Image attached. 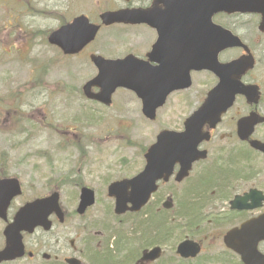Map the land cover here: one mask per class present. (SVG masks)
Listing matches in <instances>:
<instances>
[{"label": "rangeland", "instance_id": "rangeland-1", "mask_svg": "<svg viewBox=\"0 0 264 264\" xmlns=\"http://www.w3.org/2000/svg\"><path fill=\"white\" fill-rule=\"evenodd\" d=\"M122 1L0 0V170L17 176L23 190L11 204L10 214L54 185L62 186L60 201L70 212L76 207L79 187L88 185L95 190L97 200L84 215L69 218L66 225H70V233L74 226L83 224L109 235L144 234L147 229L146 222L138 232L136 220L133 223L130 215L115 217L106 187L112 180L131 176L142 168V149L175 117L167 118L161 111L154 121H148L140 110L130 109L132 105H117L118 98L105 107L78 94L94 74L89 53L121 56L128 51L141 52L144 30L102 26L90 46L72 57H64L46 41L48 33L63 21L85 14L99 22L100 12ZM238 31L244 33L259 56L257 33L245 34L241 28ZM250 78L260 84L264 94V65L258 62ZM50 88L52 92L44 94ZM260 110L264 112V101ZM239 163L245 164L247 175L253 173L251 159ZM250 166L252 172L247 173ZM173 184L171 180L163 185L144 213L153 208L154 200L164 199L169 193L175 201L181 200L182 185ZM3 226L0 222V244ZM161 231H165L164 224ZM170 231L175 233L171 232L167 240L162 260L164 264H179L172 247L181 234L192 236L195 232L182 225Z\"/></svg>", "mask_w": 264, "mask_h": 264}, {"label": "flooded vegetation", "instance_id": "flooded-vegetation-1", "mask_svg": "<svg viewBox=\"0 0 264 264\" xmlns=\"http://www.w3.org/2000/svg\"><path fill=\"white\" fill-rule=\"evenodd\" d=\"M126 6L142 7L144 9L157 7L159 9L155 12L158 17L155 15L153 20L156 26L163 29L158 51L152 52L151 50L157 39L156 29L141 24L130 26L141 27L145 32V36L142 38V51L132 52L145 61L147 72L154 77V81L161 82L160 88L162 91L160 94L170 87L171 84L168 83L167 85V81L174 83L188 82L189 85L186 87L171 89L160 108L167 118L175 117L171 123L165 124L171 129L181 130L183 129L184 119L198 107L204 100L207 91L217 81L215 75L210 71L196 70L192 67L191 49L193 39H197V21L194 22L188 13L183 14L182 10L188 11L189 5H177L176 3L170 5L153 4V0H128ZM175 8L178 9L177 12ZM212 19L230 28L234 25L236 29H244L245 33L255 31L257 33L255 41L260 47L257 58L253 53L255 65L258 62L264 65V32L258 29L259 14L218 13ZM229 20L232 21V25L229 24ZM247 44L251 48L248 42ZM182 48L189 51L188 58L183 61ZM230 50H232V53H229ZM242 53L244 51L240 47L227 49L219 54V59L226 61ZM155 58H158L157 61H155ZM251 72L252 70L248 71L242 77L243 82L253 81L250 78ZM156 73L158 75H155ZM260 90L262 94L263 91ZM94 92H96V88H94ZM62 94H65V90ZM78 94H83V92H78ZM112 94V102L115 103L118 98L117 105L127 103L132 105L130 109H141L140 99L134 91L120 87ZM262 104L263 100L261 99L259 104L253 107L246 103L243 96L239 95L214 128L209 129L207 125H204V130L209 131L211 137L209 140L201 141L198 147L207 150V156L194 161L189 175L176 182L178 184L185 183V187H182L185 194H192L195 198L197 193L205 192L204 196L199 195L194 201H186L185 198V202L176 203L177 210L174 216L178 219L183 216L197 226L196 232L199 233L192 239L198 242L201 247V252L198 255L181 258L182 262H188L189 264H247L239 254L225 247L223 236L230 228L236 227L251 218L264 215V151L251 147L249 141L240 140L237 136V121L251 111L262 112L260 110ZM263 124L255 127L256 129L252 135L253 138L261 142H264ZM213 153L215 154L213 155ZM250 153L253 155H250ZM247 159H253V173L250 175L245 172V164L239 163ZM218 169L223 170L226 174L215 180L214 184L209 183V176ZM201 180L206 181L204 188L198 192H189L191 185ZM60 187L62 186L54 185L47 188L43 196L49 195L55 190L59 191ZM250 189L256 190L249 193ZM236 196H240V198L234 203L235 205L255 204L254 207L233 208L231 201ZM62 210L64 220H61L55 214L49 216L51 222L49 229L37 226L32 233L23 232L24 254L12 261H3L0 264H67L65 261L70 257H77L84 264H164L162 260L166 247L164 232L159 231L156 236H150V234L140 236L142 247L140 256L134 258L132 250L126 249L132 247L133 244L128 240L125 244L123 242L124 236L104 234V231H92L84 224L74 226L73 233H70V225H66V223L69 218L75 216V213H72V211L69 213L66 208H62ZM203 210L207 211L202 213ZM11 218L12 215L9 216V219ZM222 224L224 225L219 228ZM87 230H89L88 234H86ZM92 233L93 235H91ZM151 243L154 244L150 246ZM155 245L161 248L159 256L150 259L146 255L143 258L146 249ZM4 246L5 237L2 233L0 248ZM217 247L219 250L214 251ZM186 250L188 252V249ZM257 250L258 253L253 254L249 259L250 264H264V240L258 242Z\"/></svg>", "mask_w": 264, "mask_h": 264}, {"label": "water", "instance_id": "water-1", "mask_svg": "<svg viewBox=\"0 0 264 264\" xmlns=\"http://www.w3.org/2000/svg\"><path fill=\"white\" fill-rule=\"evenodd\" d=\"M160 1V0H157ZM163 1V0H162ZM177 4L190 3L189 0H176ZM192 13L200 21L204 20L203 27L206 26V19L209 27L199 29L197 35L198 46L194 56V65L196 69L208 68L218 77V83L207 95V98L200 109L186 122V129L181 133L173 131H161L157 135L156 142L151 145L145 154L147 163L144 169L136 176L130 179L114 181L108 186V194L115 197V211L117 213L125 210H138L147 202L152 192L157 188L156 181L160 178L167 180L172 173L173 165L180 162L184 170L177 175L176 179H181L186 175L190 163L199 157L196 151L197 144L206 136L202 134L201 127L208 121L214 125L232 102L237 93L245 95L247 101L256 103L259 93L255 85H244L240 77L252 67L253 59L250 55L239 57L226 63H220L217 60V54L220 50L235 45H241L242 42L236 35L229 30L223 29L219 25L211 22V17L218 11L228 13L240 11H258L261 13L260 28L264 30V0H192ZM189 13V11H188ZM103 24L113 22H141L150 21L149 15H144L139 10L121 9L118 11H107L100 15ZM99 29V25L89 22L87 17L81 15L75 17L72 22L67 23L49 36L51 43L57 44L65 53H76L88 44ZM204 47V48H203ZM206 51V53H203ZM91 60L99 69L96 77L89 81L84 89L87 91L93 84L102 85V93L96 97L108 103L110 93L116 86L131 87L136 86V74L131 72L128 65V59H105L100 55H91ZM135 88V87H134ZM143 101V112L150 118L154 117L155 108L159 106L165 94H152V89L135 88ZM146 92V93H144ZM264 118L252 115L239 122V134L247 137L253 130V126ZM252 145L257 146V142L252 141ZM186 170V171H185ZM19 183L16 179H0V216L6 212L9 201L18 194ZM56 196L53 200L56 201ZM50 198L40 199L27 203L17 212L14 222L5 229L7 238L6 248L0 251V260L13 258L20 253L13 251V238H19V231L27 229L29 231L37 224H45L46 217L50 212L48 208ZM93 202V192L83 189L81 194L80 208ZM130 203L131 206L127 204ZM164 206L169 207L170 201H166ZM39 215H41L39 219ZM43 216V217H42ZM228 245L239 252L248 249L264 238V218L252 220L244 223L240 228L234 229L228 234ZM239 241H238V240ZM244 242L247 248L241 244ZM180 251V248H179ZM76 263L75 260H70Z\"/></svg>", "mask_w": 264, "mask_h": 264}, {"label": "trees", "instance_id": "trees-1", "mask_svg": "<svg viewBox=\"0 0 264 264\" xmlns=\"http://www.w3.org/2000/svg\"><path fill=\"white\" fill-rule=\"evenodd\" d=\"M224 174H226L223 170H215L211 176H209V183L211 184H214L215 180L219 179L220 177H222ZM202 181V180H201ZM194 182L192 185H191V188H189V192L191 193H194V192H198L199 190H202L204 188V186L206 185V181H202V182ZM200 193V194H199ZM197 193V197L195 198L194 195L192 194H185V197H186V201H194V199H197L200 196H204L205 195V192H199ZM186 212L188 210H185ZM163 219L161 217H154V216H151L149 217L148 219H146L144 222H142V224L146 223L145 226H147V229L145 228L144 230L146 231H143V233H148V234H158L159 231L161 230V226L163 224ZM141 224V225H142ZM148 229H151V231H154V232H151L150 230Z\"/></svg>", "mask_w": 264, "mask_h": 264}]
</instances>
